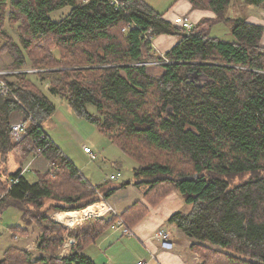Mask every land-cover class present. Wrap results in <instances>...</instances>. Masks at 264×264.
<instances>
[{"label":"trees","instance_id":"1","mask_svg":"<svg viewBox=\"0 0 264 264\" xmlns=\"http://www.w3.org/2000/svg\"><path fill=\"white\" fill-rule=\"evenodd\" d=\"M118 1L116 7L109 0H0L1 22L7 6L21 22L20 44L8 45L6 35L0 34V54L10 58L9 72L23 71L30 63L41 65L39 58L51 49L62 57H79L75 73L49 70L37 75L59 76L49 94L66 102L76 117L135 162L134 185L147 186L149 206L156 207L172 191L191 206L190 212H176L167 222L192 240L190 250L204 258L202 264L211 263L209 256L228 264H264V28L243 17H228L231 0H188L193 8L212 12L215 22L229 24L233 40L210 36L199 24L183 37L182 27L165 21L143 0ZM243 1L254 7L264 3ZM63 8L68 9L63 18H50ZM161 35L177 36L178 42L164 54L170 63L161 64V75L155 78L147 71L149 64L163 58L145 38ZM11 75L13 81L0 76L13 96L0 91V216L9 207L21 213L36 208L34 221L45 241L38 243L39 250L46 254L47 234L60 240L56 248L63 236L75 239L68 256L51 255L37 264H94L81 254L94 234L101 235L118 220L133 229L147 210L137 203L109 221L94 220L97 230L92 235L68 231L48 218L50 209L78 211L105 201L129 182L93 187L79 176L45 136L43 124L53 116L54 103L25 73ZM14 114L29 120L20 141L10 135ZM126 137L140 138L157 154L146 155V163L138 148L124 146ZM11 152L21 160L31 154L42 157L47 171L36 174L35 182L23 176L22 168L5 174ZM204 244L233 255L217 250L207 255L210 249Z\"/></svg>","mask_w":264,"mask_h":264},{"label":"crops","instance_id":"2","mask_svg":"<svg viewBox=\"0 0 264 264\" xmlns=\"http://www.w3.org/2000/svg\"><path fill=\"white\" fill-rule=\"evenodd\" d=\"M143 1L154 10L162 13L163 17L173 24L180 25L184 20L189 21L193 26L199 24L201 29L208 30L210 36L217 38H219L217 34L222 32L218 25L223 23L215 22V15L212 12L201 8H193L188 0H177L175 4H171L165 10L158 8L159 3L156 0ZM229 7L233 9L234 16L241 15L247 22L264 28V3L254 7L247 5L243 0H231L228 8ZM228 8L226 10L227 13ZM67 12L68 11L65 10L64 15L67 14ZM227 16L234 18L229 14H227ZM227 25L230 31V25ZM219 39L222 40L221 38ZM177 42V36L161 35L153 39L152 46L150 47L155 54L162 56L171 50ZM260 46L264 48V32L260 40ZM13 80L14 79H12V81ZM45 95L54 103L56 108L51 119L43 124L45 133L59 149L60 153L78 170V175L83 177L93 187L105 185L104 183L107 184L105 185L106 187H114L123 182H129V185L117 190L105 201L102 200L83 210L50 213L47 217L54 223L60 225L63 229L68 231L72 229L80 230L79 234L92 235L94 229L97 230V226L93 222L94 220L100 219L109 221L113 216H121L125 211L138 203L147 210V215L131 229L133 233L131 236L125 233V230L120 228L117 224L118 221H116L115 224L109 229H106L101 235L97 236L94 234L95 239L90 242L88 246L83 248L81 254L89 258L94 264H138L140 262H145L147 264H198L197 255L190 250L192 240L186 238L177 228L167 222L171 215L176 212L187 214L190 212L191 206L187 208L179 193L177 191H172L160 204L152 208L145 198L147 186H135L133 174L127 179H120L121 175L119 171L116 173L108 172V167L100 162L97 168L103 173V177L98 180L100 174L98 175L95 171L87 168L88 165H90L87 161L90 159L88 155L84 153L85 157H83V161L81 162L77 160L78 154L71 152L72 150L69 148L70 140L73 139L74 144H82V151L83 147L91 149L84 144L85 136L76 128L80 123L75 126L76 119H69L66 116L69 113L66 112L67 114H65L64 107L62 106V108L59 109L57 103L52 101L53 98H51V95ZM62 102L63 101H61V103ZM16 115L18 114L12 116L11 125L21 122H15ZM109 142L111 143L110 140ZM111 146L114 145L112 144ZM111 146L106 143L103 148L100 146V149H103L107 153ZM70 153L75 154L74 158L70 156ZM15 156L21 160L18 155L15 154ZM33 156L34 155L31 154L23 160H26L28 163L31 162L29 167L33 166L32 170L33 168L35 170L34 176H36V179H33V182H35L37 180V175L39 173L42 174V171H46L49 164L42 157L33 160ZM8 158L6 162V173L12 174L7 171ZM112 163H115L116 167L117 164H119L117 158L114 157L111 159V165ZM24 168L25 167L22 168L24 172L23 176H25L27 172L23 170ZM111 177H113V179H111ZM72 214H74V216ZM75 214H77V217ZM79 225L81 226L80 229L78 228ZM32 227L33 226L30 225L26 229L29 231ZM164 234L167 236L166 240L172 244L170 249L162 247V236ZM71 238L72 237L65 236L64 243L68 242V240L70 241ZM69 248H71V246ZM65 253L66 252H62L61 254L63 255ZM61 254L59 253L58 255L62 256Z\"/></svg>","mask_w":264,"mask_h":264},{"label":"rangeland","instance_id":"3","mask_svg":"<svg viewBox=\"0 0 264 264\" xmlns=\"http://www.w3.org/2000/svg\"><path fill=\"white\" fill-rule=\"evenodd\" d=\"M156 1L159 3L158 8H161V10H165L171 4H175L177 0H156ZM65 10H68V9L63 8V9H60L58 11L51 13L50 18L54 21L60 20L61 18L64 17ZM4 11L5 12H3V15H2L3 21L1 22L0 20V34L4 33V35H6L5 40L8 45H12V44L18 45L20 44V36L18 33V29L19 27H21V22L19 20H16L13 14H10L9 6H7ZM233 12H234L233 9L229 7L227 14H229L232 17H242L241 15L234 16ZM163 19L171 23L170 21L166 20L164 17ZM184 23H187L190 25V22L186 20L181 22L180 25H176L173 23L171 24L183 28ZM218 27L222 31L220 34H217L219 38L225 41L233 40L230 36L229 26L227 24H219ZM192 28H193V25H192ZM186 32L187 31H185V33ZM181 33H184V32H181ZM145 39L147 41H150L149 47L152 46L153 40L149 38H145ZM65 47H68V46H65ZM68 57H70V54L67 55V57H62L57 53L56 49H51L47 56H42V58H39L41 65H36L35 63L32 65V63H30L28 67L27 66L24 67L25 70L23 71L16 70L14 74L25 73L27 77L30 78L31 81L35 83L38 89L43 91L45 94L50 95L48 92V88L51 84H57V82L59 81L58 80L59 76L57 75L58 79H56L54 76H53L54 78L44 76L45 73H40L39 75H37V73L44 72V71L47 72L49 70L56 71V72L58 71L74 72L75 70H79L80 67L75 66L76 63L78 62L77 58L79 57H70V58ZM162 58H163L162 60L163 62H160L161 61L160 60L158 62L149 64V68L147 71L150 76L155 77V78L159 77L162 72L160 65L170 63V61L166 57H164V55H162ZM37 64H40V63H37ZM46 65H49V66H46ZM8 68H11L10 58L6 54H0V73H9V71L11 70H9ZM12 79H13L12 75L9 74V80L12 81ZM51 98H53L52 101L57 103V107L59 109H61L62 106L64 107L65 114H67L66 112L69 113L68 115H66L69 119H72V118L76 119L75 126L78 123H80V125L77 126L76 128L79 130L81 134L85 136L84 144L89 146L92 149L93 153H95L97 156L96 160L94 161H91L90 159H89L90 161L87 160L88 163L90 164L88 165L87 168H90L91 170L95 171L98 175L100 174L98 176V180H100L103 177V173L99 171L97 168V165L99 164V162L106 165V167H108V170H107L108 172L116 173L117 171H119L121 175L120 179L122 178L127 179L133 174L132 168L135 166V162L132 161L130 157L122 153L119 147L115 145L111 146L112 143L109 142V138L103 135L102 133H100L94 126L88 124L84 120L77 118L73 114L72 110L70 109V107L67 105L66 102L61 103V101L63 100H61L59 97L51 96ZM88 109L91 113H94V109L92 107H89ZM18 121H23V117L19 114L16 115L15 117V122H18ZM117 131L120 132L119 130ZM116 133L113 135H116ZM129 138L126 137L123 140L124 146H127L129 148L136 147L135 149L138 148L136 152H138L140 155L143 156L142 158L144 159V161H146V163L147 161H149L146 155L155 156L157 154L156 150L151 149L148 146H146L142 142V140H140V138H137V137H129ZM50 141L52 142L51 139ZM106 143L111 146V148H109L107 153L113 154V155H108L103 149H100V146H102L103 148ZM69 148H71L72 150L71 152L78 154L77 160L82 162L83 157H85L84 152L82 151V144H74V140L71 139ZM74 153H70V156L72 158H74L75 156ZM112 157L117 158V162H119V164H117V167L115 166V163H112L111 165ZM158 160L162 161L164 159L162 157H159ZM177 161H179L178 157H177ZM27 163L28 162L26 160L25 161L20 160L15 156L14 153H10L9 158H8V163H7V171L10 173H14L18 169L25 167L24 171L25 172L27 171L25 173L27 180L30 182H33L34 181L33 179H36V176H34L35 170L34 168L32 170L33 166L29 167L31 162H29L28 164ZM46 171L44 172L42 171V174L45 173ZM4 172H6V169L4 170ZM0 181L4 182V179ZM185 206L187 208L190 207L188 205H185ZM31 209L32 210H29L28 208L23 213H21V211L17 210L16 208L9 207L1 213V216H0V261L5 259L7 260L8 264H14L13 261H16V264H25L26 262H28L29 264H37L36 262L39 259L44 258L46 259V261H48L51 255H53V257L55 256L57 257L59 256L58 254L59 253L61 254L62 251L64 250L63 245H64L65 237L63 236L61 238L63 239L62 244L59 246V248L58 247L56 248L57 242L60 241L58 237L56 236V234H47L46 242L49 243V247H50L47 249L48 254L44 253L42 250L41 251L39 250L38 243L41 242L42 245H44L45 241L42 240L41 230L37 228L38 225L35 223L36 221H34L35 218H37L38 216V214L35 211L36 208L33 207ZM54 212H59V211L50 209V211L47 212V215L50 213L52 214ZM21 217H23V220ZM30 225L33 227L28 231V229L26 228ZM23 231H25V233ZM75 243L76 241L73 238L70 239V242L68 240V244L71 246L75 245ZM204 246L207 249H210V251L209 250L205 251L207 255L209 254L208 252H214V250L223 252L228 255H233L218 247H214V246L212 247V246H209L208 244H204ZM65 249H66L65 250L66 253L63 254L61 257L69 255L70 248L68 247ZM205 252L203 251V253ZM209 259L211 261L210 264H214V261L217 264H224V263L228 264V262L224 260L214 259V257H211V256H209ZM203 260L204 258L202 259V257L200 258L199 256H197L198 264H202Z\"/></svg>","mask_w":264,"mask_h":264},{"label":"built area","instance_id":"4","mask_svg":"<svg viewBox=\"0 0 264 264\" xmlns=\"http://www.w3.org/2000/svg\"><path fill=\"white\" fill-rule=\"evenodd\" d=\"M82 2L85 1V0H81ZM110 1V4L112 5H115L116 7L117 6H120V2L118 0H109ZM183 28L185 29V31L189 32L191 29H192V25L190 24H187V23H184L183 24ZM150 32L146 33L145 35H148ZM15 73L14 72H9V73H0V76L2 75H9V74H13ZM0 91L2 92V94H4L5 96H12V89L6 84V82L4 80H2L0 78ZM28 123H29V120L28 122L26 121H21L19 123H16V124H12L11 127H10V135H11V138L14 140V141H20L23 136L26 134V130H27V126H28ZM45 134V133H44ZM45 136L48 138L47 134H45ZM40 151L38 150V153ZM83 152L88 155V157L90 158L91 161L95 160L97 158V156L93 153V151L91 149H89L88 147H83ZM37 158V155L33 157V160ZM32 160V161H33ZM25 170V169H23ZM23 174V172H22ZM111 179H113V177H111ZM118 226L120 228H123L125 230V233H127L129 236H131L133 233L131 231V229H128L126 228L125 224L122 222V220H118ZM163 238V241H162V247L163 248H166V249H170L172 247V244L170 242H168L166 239H167V236L164 234L162 236ZM70 242V241H69ZM71 245L68 244V242H65L64 245H63V251L62 252H65V248H68L70 247ZM62 255V254H61ZM154 259V258H152ZM138 264H147V263H143V262H140Z\"/></svg>","mask_w":264,"mask_h":264},{"label":"water","instance_id":"5","mask_svg":"<svg viewBox=\"0 0 264 264\" xmlns=\"http://www.w3.org/2000/svg\"><path fill=\"white\" fill-rule=\"evenodd\" d=\"M180 35L185 37V36H187V33H181Z\"/></svg>","mask_w":264,"mask_h":264},{"label":"bare ground","instance_id":"6","mask_svg":"<svg viewBox=\"0 0 264 264\" xmlns=\"http://www.w3.org/2000/svg\"><path fill=\"white\" fill-rule=\"evenodd\" d=\"M61 217H64V216H61Z\"/></svg>","mask_w":264,"mask_h":264}]
</instances>
